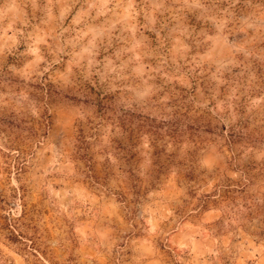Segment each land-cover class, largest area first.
<instances>
[{"label": "rangeland", "instance_id": "rangeland-1", "mask_svg": "<svg viewBox=\"0 0 264 264\" xmlns=\"http://www.w3.org/2000/svg\"><path fill=\"white\" fill-rule=\"evenodd\" d=\"M0 264H264V0H0Z\"/></svg>", "mask_w": 264, "mask_h": 264}]
</instances>
